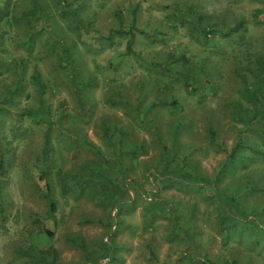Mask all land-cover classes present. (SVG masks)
<instances>
[{
	"label": "rangeland",
	"instance_id": "obj_1",
	"mask_svg": "<svg viewBox=\"0 0 264 264\" xmlns=\"http://www.w3.org/2000/svg\"><path fill=\"white\" fill-rule=\"evenodd\" d=\"M0 162V264H264V0H0Z\"/></svg>",
	"mask_w": 264,
	"mask_h": 264
},
{
	"label": "trees",
	"instance_id": "obj_2",
	"mask_svg": "<svg viewBox=\"0 0 264 264\" xmlns=\"http://www.w3.org/2000/svg\"><path fill=\"white\" fill-rule=\"evenodd\" d=\"M59 1H64V0H59ZM239 26V25H238ZM235 28H237V27H235ZM118 32L119 33H123V31L122 30H118ZM130 49H131V40H129L128 41V43H127V52H130ZM35 76H37L36 74H35ZM0 167L2 168V165H1V162H0ZM50 206H51V209H52V207H53V203L52 202H50Z\"/></svg>",
	"mask_w": 264,
	"mask_h": 264
}]
</instances>
